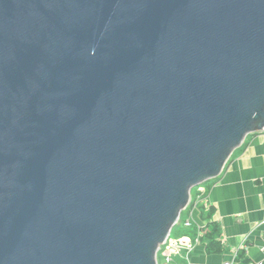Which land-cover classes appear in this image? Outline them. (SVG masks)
<instances>
[{"label": "water", "instance_id": "1", "mask_svg": "<svg viewBox=\"0 0 264 264\" xmlns=\"http://www.w3.org/2000/svg\"><path fill=\"white\" fill-rule=\"evenodd\" d=\"M263 131L264 0H0V264H158Z\"/></svg>", "mask_w": 264, "mask_h": 264}, {"label": "crops", "instance_id": "2", "mask_svg": "<svg viewBox=\"0 0 264 264\" xmlns=\"http://www.w3.org/2000/svg\"><path fill=\"white\" fill-rule=\"evenodd\" d=\"M202 188L171 233L193 245L188 261L180 254L174 264H264V132L248 135ZM208 236L218 252H208Z\"/></svg>", "mask_w": 264, "mask_h": 264}, {"label": "built area", "instance_id": "3", "mask_svg": "<svg viewBox=\"0 0 264 264\" xmlns=\"http://www.w3.org/2000/svg\"><path fill=\"white\" fill-rule=\"evenodd\" d=\"M264 132V131H263ZM197 192L201 193L204 192V189L202 186H199L197 188ZM190 226V221H187L186 227ZM183 241L172 239L171 236L168 238V240L160 247L161 251V264H174L175 258L179 257L180 254H182V257L188 261L189 256L191 254V251L193 250V245L191 243L182 244ZM262 252L264 255V245L262 247ZM225 264H231L230 262H227ZM262 264V263H258Z\"/></svg>", "mask_w": 264, "mask_h": 264}, {"label": "trees", "instance_id": "4", "mask_svg": "<svg viewBox=\"0 0 264 264\" xmlns=\"http://www.w3.org/2000/svg\"><path fill=\"white\" fill-rule=\"evenodd\" d=\"M209 215H206V216H204L205 218H207ZM209 218H210V216H209ZM186 229V228H185ZM213 229H214V231L216 232L217 231V228L216 227H214L213 226ZM211 236H208V238H210ZM210 240H212L211 241V243L209 244V246H208V252L209 253H213V252H218V248L217 247H215V241L213 240V237H211V239Z\"/></svg>", "mask_w": 264, "mask_h": 264}, {"label": "rangeland", "instance_id": "5", "mask_svg": "<svg viewBox=\"0 0 264 264\" xmlns=\"http://www.w3.org/2000/svg\"><path fill=\"white\" fill-rule=\"evenodd\" d=\"M205 184H206V183L202 184L201 186H204ZM197 188H198V187H197ZM197 188H196V189H193V191H192L191 199H190V203H191L192 199L194 198L195 194L197 193ZM190 203H189V205L187 206V208L190 206ZM187 208H186V209H187ZM186 209H185V210H186ZM185 210H184V211H185ZM184 211H183V212H184ZM183 212H182V214H183ZM181 216H182V215H181ZM159 250H160V249H159ZM161 258H162V257H161V251H159V252H158V264L163 263Z\"/></svg>", "mask_w": 264, "mask_h": 264}]
</instances>
